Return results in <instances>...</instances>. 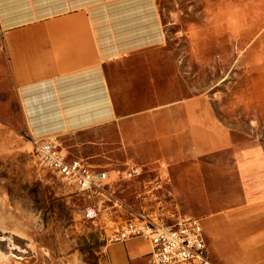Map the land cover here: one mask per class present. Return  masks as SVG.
<instances>
[{
  "label": "crops",
  "instance_id": "1",
  "mask_svg": "<svg viewBox=\"0 0 264 264\" xmlns=\"http://www.w3.org/2000/svg\"><path fill=\"white\" fill-rule=\"evenodd\" d=\"M164 41L152 0H0V124L16 133L27 127L57 148V135L70 134L73 157L60 147L66 161L109 165L110 179L114 169L140 165L143 187L161 179L163 161L162 185L176 194L184 216L200 219L211 264H264V189L252 188L263 184L264 166H238L245 195L225 213L230 204L215 208L222 192L209 191L205 174L223 169L180 168L197 156L168 157V142L207 135L213 143L215 134L195 112L185 119L171 112L183 107L181 77L177 93L176 73L164 65ZM101 158L110 161L97 163ZM129 186H117L116 196L125 188L126 199L136 193L135 183ZM108 256L111 264H152L140 236L111 243Z\"/></svg>",
  "mask_w": 264,
  "mask_h": 264
},
{
  "label": "rangeland",
  "instance_id": "2",
  "mask_svg": "<svg viewBox=\"0 0 264 264\" xmlns=\"http://www.w3.org/2000/svg\"><path fill=\"white\" fill-rule=\"evenodd\" d=\"M152 1L160 8L165 36L161 53L166 69L176 73L177 93L181 77L183 107L171 112L184 119L195 117V112L198 122L215 134L213 143L206 140L211 136L202 140L201 134L195 143L168 142L167 156H197L180 168L195 164L223 169L222 174L207 170L208 189L222 192L215 195V208L228 202L225 213L237 210L245 195L238 166H264V0ZM190 101L195 103L190 106ZM19 128L16 133L0 124V264H111L108 247L131 214L163 222L184 216L175 205L176 194L164 189L159 179L160 188L142 186L147 183L142 170L135 178L115 183V188L131 184L130 189L135 183L136 193L126 199L128 189L119 191L129 209H117L122 218L112 220L115 208L109 202L73 191L50 171L39 170L32 144L47 138ZM56 139L58 149L73 157L70 134ZM109 161L101 158L97 163ZM161 162L165 181L168 166ZM257 185L252 188L264 189V182ZM87 209H95L93 218L85 216Z\"/></svg>",
  "mask_w": 264,
  "mask_h": 264
},
{
  "label": "built area",
  "instance_id": "3",
  "mask_svg": "<svg viewBox=\"0 0 264 264\" xmlns=\"http://www.w3.org/2000/svg\"><path fill=\"white\" fill-rule=\"evenodd\" d=\"M32 153L34 164L39 170L50 171L73 191L92 193L109 202L115 208L114 212L110 211V214L115 215L112 220L122 218L117 209H129L116 196L115 183L135 178L143 170L140 165L127 164L123 169H114V178L110 179L105 169L93 168L77 160L66 161L65 155L51 141H34ZM159 180L152 183L156 188H160ZM95 214V209H87L85 212L88 218H93ZM131 215L122 228L116 231L115 242L135 236L146 239L150 245L152 264H211L199 218L181 216L163 222L155 221L147 215Z\"/></svg>",
  "mask_w": 264,
  "mask_h": 264
},
{
  "label": "bare ground",
  "instance_id": "4",
  "mask_svg": "<svg viewBox=\"0 0 264 264\" xmlns=\"http://www.w3.org/2000/svg\"><path fill=\"white\" fill-rule=\"evenodd\" d=\"M12 222V221H11ZM14 228V227H13Z\"/></svg>",
  "mask_w": 264,
  "mask_h": 264
}]
</instances>
